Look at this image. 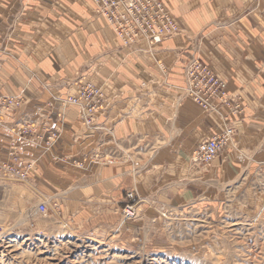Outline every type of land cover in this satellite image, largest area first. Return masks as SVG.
<instances>
[{
    "label": "crops",
    "instance_id": "0c3cea01",
    "mask_svg": "<svg viewBox=\"0 0 264 264\" xmlns=\"http://www.w3.org/2000/svg\"><path fill=\"white\" fill-rule=\"evenodd\" d=\"M165 1L181 32L156 46L152 54L155 48L150 52L143 40L126 48L119 46L121 41L112 30L94 17L90 0H0V95L26 97V104L14 114L5 113L3 119L7 124L21 121L37 106L46 115L43 123L53 114L50 125L39 128L43 131L40 138H27L19 147V165L35 162L26 178L33 192L46 194L42 186L57 194L73 191L88 203L90 196L115 194L123 190L125 181L129 183L118 164L98 166L89 161L78 170L54 162V157L80 160L83 156L87 160L95 146L102 149L109 143L106 139L102 143L103 133L82 127L75 108L66 112L62 122L55 120L61 118L55 98L65 96L71 88L66 82L79 75L92 80L104 94L106 108L96 115L95 123L105 130L112 127L113 140L123 152L141 142L151 143L162 147L157 154L168 163L164 167L167 180L186 171L192 148L225 126L223 118L203 114L181 90L182 67L192 57L210 62L246 108L244 116L228 119L236 123L241 151H227L210 167L194 173L193 184L184 186L178 199L204 193L203 175L209 176L213 186L230 184L242 173L262 176L264 0ZM51 101L52 108L48 106ZM48 127L61 132L59 140L49 146ZM0 133V161H4L11 134L6 125L0 126ZM65 179L70 180L68 190L62 188Z\"/></svg>",
    "mask_w": 264,
    "mask_h": 264
},
{
    "label": "rangeland",
    "instance_id": "374dc122",
    "mask_svg": "<svg viewBox=\"0 0 264 264\" xmlns=\"http://www.w3.org/2000/svg\"><path fill=\"white\" fill-rule=\"evenodd\" d=\"M163 2L170 8L165 0ZM92 10L94 17L111 30L95 13L94 5ZM180 32L168 39L177 37ZM114 37L117 39L115 33ZM121 44L119 46H123ZM157 64L162 72L167 71L160 61ZM81 81L96 85L79 75L66 82L71 88L65 94H74ZM20 97L26 104V97ZM104 97L102 94L101 108L96 115L106 108ZM52 102L48 103L51 108ZM56 103L62 115L60 120L57 117L55 120L60 123L71 108L61 109L60 103ZM245 108L244 105V112L239 116L245 115ZM34 110L18 121L22 123H13L16 130L14 134L10 132V140L16 141L18 153L22 141L40 138L43 133L39 128L46 115L42 116L39 106ZM50 115L48 120H51ZM214 116L217 115L214 113ZM21 125L33 127L18 135ZM227 126L233 129V138L216 158L227 155V151L235 154L241 151L236 123L225 121L224 128ZM99 132L104 135L102 143L106 139L109 146L102 149L95 146L87 160L83 156L80 160L54 157V162L72 165L78 170L89 161L98 166L118 164L129 177V183L125 181L123 190L118 189L115 194L90 196L89 204L84 203L83 195L72 194L73 191L57 194L53 188L39 183L46 190V194L41 195L31 190L33 185L28 179L0 176V264H264V171L262 176L242 173L230 184L220 186L217 183L213 186L209 176L203 175L204 193L191 194L182 201L178 199V192L193 184L194 173L210 167L213 160L207 164L192 163L190 159L196 147L192 148L187 163L192 169L186 168L176 179L167 180L164 167L168 163L157 154L162 147L141 142L136 148L123 152L113 140L112 127ZM45 133L47 137L54 133L55 141L61 135L56 129ZM97 155L101 159L96 158ZM61 182L62 188L68 190L70 180ZM130 191L135 195L132 201L126 197ZM41 203L46 206L44 212L39 210ZM129 203L136 208V216L131 219L122 213Z\"/></svg>",
    "mask_w": 264,
    "mask_h": 264
},
{
    "label": "built area",
    "instance_id": "2783aa9c",
    "mask_svg": "<svg viewBox=\"0 0 264 264\" xmlns=\"http://www.w3.org/2000/svg\"><path fill=\"white\" fill-rule=\"evenodd\" d=\"M91 2L94 5L95 13L113 30L124 47L132 46L143 40L153 50L163 40L175 36L180 31L176 19L171 14V9L163 0H91ZM182 91L203 112L216 113L225 121H228L229 116L244 112V106L228 90L227 82L209 63L199 59H192L185 66ZM102 94L100 89L91 82L81 81L74 94H65V96L55 99L60 103L61 109L68 107L77 110L83 128L101 131L104 128L94 123V119L97 111L101 108L99 103L102 101ZM22 106L23 98L20 96L0 95V126L6 125L9 132L14 134L16 129L13 124H7L3 119L4 114H14ZM58 116L61 117V114ZM15 123L22 122L16 121ZM42 124H49V120L47 119ZM29 126L33 127V125ZM29 126L21 125L17 134L22 135L29 131ZM233 133V129L227 126L197 144L190 159L192 163H210L230 143ZM54 137V133L47 137L48 146ZM16 144L15 140H10V146L6 153L7 159L0 161V176L25 180L28 171L34 168L35 162L32 161L25 166L19 165L21 157L16 152ZM96 158L101 159L98 155ZM126 195L129 201L135 198L133 191L127 192ZM39 210L44 212L45 204L41 203ZM122 213L125 218L131 219L136 216V208L129 203Z\"/></svg>",
    "mask_w": 264,
    "mask_h": 264
},
{
    "label": "bare ground",
    "instance_id": "6f19581e",
    "mask_svg": "<svg viewBox=\"0 0 264 264\" xmlns=\"http://www.w3.org/2000/svg\"><path fill=\"white\" fill-rule=\"evenodd\" d=\"M112 30V29H111ZM113 31V30H112ZM184 78V77H183ZM184 85V84H183ZM181 90H182V87H181ZM183 92V91H182ZM191 100V99H190ZM192 101V100H191ZM23 184H25V183H23ZM149 203V202H148ZM262 210V209H261ZM210 225V224H209ZM65 226V225H64ZM127 231V230H126Z\"/></svg>",
    "mask_w": 264,
    "mask_h": 264
}]
</instances>
